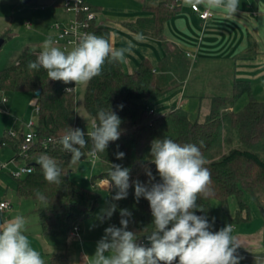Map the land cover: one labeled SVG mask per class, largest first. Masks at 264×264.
Instances as JSON below:
<instances>
[{
    "label": "trees",
    "instance_id": "trees-1",
    "mask_svg": "<svg viewBox=\"0 0 264 264\" xmlns=\"http://www.w3.org/2000/svg\"><path fill=\"white\" fill-rule=\"evenodd\" d=\"M34 1V0H31ZM178 1L157 0L155 5L144 6L148 17L137 18L126 23L134 33L163 38L162 29L166 20L178 10ZM96 13L98 6L91 4ZM89 33L104 36L109 40L108 27L90 22ZM4 41V40H3ZM167 51L156 67L143 59L136 70L128 73L119 61H106L99 76L94 77L83 92V107L88 117L98 118L100 110L115 112L121 118V135L118 140L110 141L105 152L96 157L102 171L93 176L91 187H81L70 177L71 153L66 152L59 143L60 137L69 127L81 129L88 141L80 149L82 158L89 155L92 143L87 137L88 130L80 122L75 112L74 92H66L62 81L48 80L46 70H30L28 64L35 61L42 50L24 45L14 63L0 70V92H29L37 98L38 111L34 122L35 140L21 149L22 131L15 136L7 132L0 135V145H6L12 151L11 160L23 162L32 167V171L14 178L15 194L22 198H31L36 203L35 211L39 217L40 231L45 238L64 242L74 226L92 216L100 198L95 177H103L106 182L111 164H119L129 169L130 184L139 180L147 184L146 170H151L155 182H160L156 167L151 163V146L156 139L168 137L177 143H193L201 151L207 163L205 167L211 173V194L201 196L197 204L203 208L195 210L196 215L206 216L213 225L212 231H218L219 220L214 215L212 201L216 200L227 220L240 223L250 218L248 194L258 207L264 208V100L252 96L249 81L236 79L231 86L229 96H212L209 113L201 121L191 120L187 111L172 107L158 114L153 109L155 101L177 87L185 78L190 61L175 46L164 43ZM246 102L239 108L236 103L241 96ZM123 105V107H119ZM236 143V144H235ZM125 154L117 159V153ZM41 154L54 158L61 169V184H50L44 179L43 171L37 160ZM108 205L115 204L116 211L111 218L106 216L107 228L122 227L121 209H127L130 217L128 229L137 236V243L150 247L147 236L153 231V217L149 202L135 197L134 184L128 189L127 197L113 200L115 187L108 189ZM45 196L40 201L36 193ZM233 198L236 208L229 212V200ZM214 218V219H213ZM66 254L60 256L64 261ZM177 261L174 262L177 263ZM55 264V261L51 262Z\"/></svg>",
    "mask_w": 264,
    "mask_h": 264
},
{
    "label": "clouds",
    "instance_id": "clouds-1",
    "mask_svg": "<svg viewBox=\"0 0 264 264\" xmlns=\"http://www.w3.org/2000/svg\"><path fill=\"white\" fill-rule=\"evenodd\" d=\"M186 2L203 4L209 11L219 10L230 20L235 19L240 6V0ZM73 32L77 35V42L71 50H62L54 46L51 38L46 39L42 51L35 61L29 62L28 68H43L48 80L87 85L101 74L106 61L128 63L126 54L134 55L135 45L131 41L127 42V47L117 49L104 36L88 32L81 34L75 28ZM134 39L143 42L145 37L136 34ZM71 90L66 89V92ZM97 117L91 121V130L87 132L92 143L89 155L93 157L104 153L109 142L118 140L121 135V118L115 112L100 110ZM59 143L71 153V162L77 163L83 155L80 149L86 147L88 141L81 129L69 127ZM116 155L117 159L125 156L123 152ZM150 155L160 182L153 183L155 177L151 170H146L147 184L139 180L132 182L136 199L143 197L150 205L154 225L147 236L150 247L138 244L136 233L127 230L129 220L125 217H130L131 213L121 209L122 227L105 229V237L98 242L91 264H174L177 258L178 264H240L236 251L241 244L233 235L232 225L212 231L213 225L207 217L195 214L197 209L203 211L197 200L211 194V173L205 167L207 161L200 149L193 143L180 144L165 137L152 142ZM37 163L48 183L61 184V169L54 158L41 154ZM108 176V189L115 187L118 190L113 200L126 198L132 186L129 169L111 164ZM36 197L40 201L46 199L40 192ZM2 207L0 205V209ZM116 207L111 204L105 215L111 218ZM27 223V219L19 214L0 222V264H45L25 234Z\"/></svg>",
    "mask_w": 264,
    "mask_h": 264
},
{
    "label": "crops",
    "instance_id": "crops-1",
    "mask_svg": "<svg viewBox=\"0 0 264 264\" xmlns=\"http://www.w3.org/2000/svg\"><path fill=\"white\" fill-rule=\"evenodd\" d=\"M85 1L98 6L97 13L105 11V7L98 0ZM59 2L60 0L57 5ZM156 2L154 0V3L146 4L143 1L136 10L129 7L126 11L123 8L122 13L108 9L101 19L102 22L95 19L97 23L109 28V41L114 48L127 47L128 41L135 45L132 50L134 55L126 54L128 63H121L123 70L128 73L136 70L143 59L156 67L166 54L164 43L180 49L190 61L188 72L181 83L155 101V113V107H160L164 112L172 107H180L187 111L191 120L201 121L209 113L211 97L229 96L232 83L236 79L249 81L252 96L264 100V0H240L235 19L232 20L226 19L219 10L210 11L211 16L205 20L200 19L192 11L190 3L179 0L176 14L163 24L162 39L143 35L144 41H137L134 36L138 33L128 29L126 23L148 17L149 13L144 6L155 5ZM198 7L205 8L203 4H198ZM117 13L123 16L114 17ZM245 102L246 96L243 95L237 101L236 108ZM191 114L201 117L192 119ZM23 129L22 124L19 131ZM10 155L12 157V152ZM22 163L13 160L12 168ZM2 199L9 200L11 206L0 211V222L17 214L23 215L28 221V202L15 194V181L8 171L0 172V200ZM248 204L250 218L244 222H229L224 213L214 215L219 222L224 220V226L232 225L233 235L241 244L236 251L240 264H264V213L256 205ZM235 208L236 205L229 208L230 214H233ZM77 227V234H70V239L78 236L79 225ZM220 229L219 225L218 231Z\"/></svg>",
    "mask_w": 264,
    "mask_h": 264
},
{
    "label": "rangeland",
    "instance_id": "rangeland-1",
    "mask_svg": "<svg viewBox=\"0 0 264 264\" xmlns=\"http://www.w3.org/2000/svg\"><path fill=\"white\" fill-rule=\"evenodd\" d=\"M58 1L0 0V39L4 40L0 46V70L15 62L19 51L24 45L42 50L43 42L46 39H52L50 24L55 20H65L68 16L57 5ZM98 1L105 7L103 9L106 12L110 9L120 13H122L123 8L126 11L129 10V7L131 10H136L137 6L143 1L146 4L154 3V0ZM105 11L96 14L97 22H102L101 19L104 17ZM120 13L115 14L114 17L123 16ZM26 22L30 23V27L26 26ZM84 88L85 85H78L74 90L75 112L80 122L90 131L92 120L86 114L82 102ZM2 97L6 98V102L1 101ZM36 106L37 98L35 94L29 92H0V135L10 131L17 134L22 124L30 118L35 120L34 110ZM155 108L157 113L165 111L160 107ZM190 117L194 119L201 116L191 114ZM11 152L8 146H0V163H8L7 170L12 168ZM260 154L264 157V151H260ZM7 170L3 169L2 171ZM101 171L102 167L97 159L88 155L71 166L70 177L81 187H91L93 176L98 175ZM94 182L100 192V198L94 213L91 217L79 223L78 236H73L71 239L68 237L62 244L57 243V239L45 238L41 234L39 217L35 211L37 201L31 198H22V200L28 202V223L25 234L28 236L31 246L41 254L45 264H51L53 261H55V264H91L98 242L105 237V229L107 228L105 210L109 208L106 180L103 177H95ZM11 196L14 197V195ZM244 200L258 207L248 194L244 195ZM234 207L235 201L231 198L229 208ZM212 208L214 214L222 213L223 215L216 200L212 201ZM258 208L261 210L260 207ZM223 221V219L220 220L221 228L224 227L225 222ZM63 253L66 254V257L64 261H60V256Z\"/></svg>",
    "mask_w": 264,
    "mask_h": 264
},
{
    "label": "built area",
    "instance_id": "built-area-1",
    "mask_svg": "<svg viewBox=\"0 0 264 264\" xmlns=\"http://www.w3.org/2000/svg\"><path fill=\"white\" fill-rule=\"evenodd\" d=\"M176 2L179 0H175ZM59 6L61 9L69 15V17L65 20H55L50 24V30L52 31V40L54 42V46L59 48L71 50L72 47L75 46L77 42V35L73 32V29H77V31L81 34L88 32L90 28V22L95 21L96 12L90 8L89 3L85 0H60ZM192 11H194L200 19H207L211 16V12L206 8L200 9L198 5L190 4ZM27 27H30V23H25ZM71 88L74 92L76 88L75 82L72 83L71 86L66 87L65 89ZM2 102H6V98L2 97ZM38 107L36 106L34 112L37 114ZM153 109H149V113H152ZM34 122L35 120L30 118L27 122L23 124L24 129L22 131L23 140L21 143V149L25 150L29 144H31L35 140V132H34ZM10 136H15L16 133L8 132ZM13 161V160H11ZM8 163H0V172L3 169L7 170ZM9 174L14 178L22 177L23 175L30 173L32 171L31 166H27L26 164H19L14 168H10L7 170ZM0 205H2L3 211L8 209L11 204L9 200L2 199L0 200ZM77 226H74L71 232V235L77 234Z\"/></svg>",
    "mask_w": 264,
    "mask_h": 264
},
{
    "label": "water",
    "instance_id": "water-1",
    "mask_svg": "<svg viewBox=\"0 0 264 264\" xmlns=\"http://www.w3.org/2000/svg\"><path fill=\"white\" fill-rule=\"evenodd\" d=\"M22 1H23V2H29V1H31V0H22ZM2 43H3V39H0V46H1ZM39 92H40L39 89L36 90V91H35V95L38 96ZM261 212L264 213V208L261 209ZM177 263H178V262H177Z\"/></svg>",
    "mask_w": 264,
    "mask_h": 264
},
{
    "label": "bare ground",
    "instance_id": "bare-ground-1",
    "mask_svg": "<svg viewBox=\"0 0 264 264\" xmlns=\"http://www.w3.org/2000/svg\"><path fill=\"white\" fill-rule=\"evenodd\" d=\"M177 264V263H176Z\"/></svg>",
    "mask_w": 264,
    "mask_h": 264
}]
</instances>
